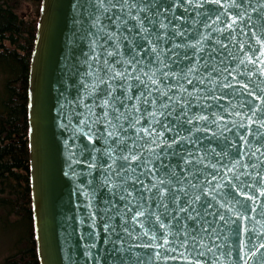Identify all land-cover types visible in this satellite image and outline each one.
Returning <instances> with one entry per match:
<instances>
[{
	"label": "snow or ice",
	"instance_id": "1",
	"mask_svg": "<svg viewBox=\"0 0 264 264\" xmlns=\"http://www.w3.org/2000/svg\"><path fill=\"white\" fill-rule=\"evenodd\" d=\"M79 6L90 103L77 97L69 125L85 165L71 175L88 178L84 255L264 264V0Z\"/></svg>",
	"mask_w": 264,
	"mask_h": 264
},
{
	"label": "water",
	"instance_id": "2",
	"mask_svg": "<svg viewBox=\"0 0 264 264\" xmlns=\"http://www.w3.org/2000/svg\"><path fill=\"white\" fill-rule=\"evenodd\" d=\"M86 19L79 0H41L27 82L29 186L39 264H95L84 255L86 241L81 239L87 224L80 220L89 209L77 186L88 178L71 175L85 165L70 157L76 152L73 145L80 143L73 138L76 120L69 125L71 111H83L78 96L90 103L82 90V84L90 81L80 76L87 71L81 64L90 39L82 38ZM254 219L260 221L259 231L264 220L255 215ZM96 231L102 235L100 228ZM194 259L156 264H194ZM249 264L257 261L250 259Z\"/></svg>",
	"mask_w": 264,
	"mask_h": 264
},
{
	"label": "trees",
	"instance_id": "3",
	"mask_svg": "<svg viewBox=\"0 0 264 264\" xmlns=\"http://www.w3.org/2000/svg\"><path fill=\"white\" fill-rule=\"evenodd\" d=\"M41 0H0V232L12 252L0 264H39L33 235L27 82ZM33 8L21 15L22 8Z\"/></svg>",
	"mask_w": 264,
	"mask_h": 264
},
{
	"label": "rangeland",
	"instance_id": "4",
	"mask_svg": "<svg viewBox=\"0 0 264 264\" xmlns=\"http://www.w3.org/2000/svg\"><path fill=\"white\" fill-rule=\"evenodd\" d=\"M33 8L30 6H27L26 8H22V14L21 15H28L30 10ZM14 238V235L10 232L2 233L0 232V263L11 254L12 252V239Z\"/></svg>",
	"mask_w": 264,
	"mask_h": 264
}]
</instances>
